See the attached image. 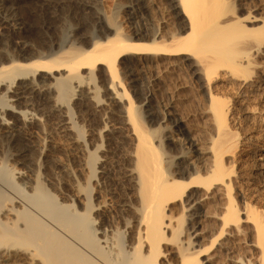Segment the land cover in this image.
I'll return each instance as SVG.
<instances>
[{
    "label": "bare ground",
    "instance_id": "bare-ground-1",
    "mask_svg": "<svg viewBox=\"0 0 264 264\" xmlns=\"http://www.w3.org/2000/svg\"><path fill=\"white\" fill-rule=\"evenodd\" d=\"M23 1L0 0V135L22 155L31 147V139L22 132L37 119V114L17 105L28 102L56 115L64 136L83 156V166L89 168V185L95 180L102 188L115 171L119 173L127 213L123 230L119 229L109 224L104 207H98L104 208L101 219L92 215L97 207L86 193V203H80L78 208L77 204L57 201L39 180L28 185V192L19 182L24 179L21 171L0 163V264H201L194 254H187L179 246L169 247V237H165L175 219L166 217L165 210L177 201L182 202V212L189 211L188 218L194 225L208 219L216 223L212 230H206L209 225H202V231L193 230L184 243L189 245L192 236L196 242L210 238L218 250L230 251L249 240V248L258 252L256 260L241 258L243 261L234 263L264 264V209L260 206L262 211L256 212V202L252 205V201L259 203L264 198V5L251 0H168L177 19L169 43L158 40L159 29L151 31L149 23L128 33L122 25L115 30L107 26L103 15L82 24L93 28L89 30L91 35L73 34L60 42L37 36L30 25L27 27L20 12ZM61 1L53 5L59 6ZM71 1L75 11L86 10L90 3ZM147 3L130 0L128 7L133 16L129 13V18L139 16ZM19 34L37 39L49 49L36 52L28 46L21 47L20 59L11 51V42ZM83 40L85 48L80 44ZM129 54L139 58L150 54L178 56L177 61L188 64L209 91L212 135L205 134L206 139L189 136L188 146L177 152L176 145L177 153L162 159L166 153L160 151L162 144L154 146L152 142L155 130L142 126L141 109L123 86L119 66ZM137 67L125 69L134 77L132 83L145 77L144 68ZM97 71L106 84L103 99L94 84ZM217 89L227 95L214 94ZM74 99L79 114L101 115L115 125L106 121L103 127L92 129L87 143L73 117ZM234 127L244 130L243 134ZM174 132L182 133V129ZM178 136L169 134L165 140L171 146L180 140ZM114 145H128L121 160L113 161L111 157ZM157 148L161 156L155 154ZM99 150L103 154L99 155ZM244 152L249 162L239 166L237 158ZM164 163H169L166 173ZM212 205L215 212L203 210ZM123 232L126 243H122ZM216 252L207 255L205 264H212Z\"/></svg>",
    "mask_w": 264,
    "mask_h": 264
},
{
    "label": "rangeland",
    "instance_id": "rangeland-1",
    "mask_svg": "<svg viewBox=\"0 0 264 264\" xmlns=\"http://www.w3.org/2000/svg\"><path fill=\"white\" fill-rule=\"evenodd\" d=\"M57 1L60 0H52L46 3L36 2L34 0L23 1V7H21L20 9L21 15L27 20L26 23L28 24L27 27H29L30 25L35 35L46 36L49 40L53 39V41H58L59 39L60 42L62 41V39H66L67 37L73 34L83 33V35L84 34L91 35L92 33L91 31H93L92 30L93 28L91 27L90 29V27L89 28L84 27V25L82 24H84L85 21H91L93 19L96 20L98 19L97 16L103 15L106 23L108 24L107 26L115 30L117 26L119 27V25L120 26L122 25L124 30L128 33H132V29L134 31L137 27L138 28L144 27L146 23H149V25H151L150 27L153 28L151 31H156V30L158 31L159 29V34H158L159 36L157 39L158 40L163 39L162 41L166 40L165 42L169 43V37H170L169 34L172 31L171 29H173L174 25H176L177 22L175 15L173 14L171 8L169 7L168 0H145L146 3L148 2L147 8L141 10L142 12L139 11L138 13L139 16H136L134 19H130L129 18L130 16H128L130 11H132L131 7L130 6L128 7L130 0H87L88 3L90 2L92 5L89 3V6L86 7L87 9L83 11L82 10L75 11V9L77 8L71 6L70 3L72 2L71 0H63L61 1L62 4L55 7L53 3H56ZM251 1H253L254 3H260L264 5V0H251ZM131 14L132 12L130 13V15ZM111 18L113 19L111 20ZM132 20H135V22L134 23L130 22ZM47 27H49L50 30ZM70 29L73 30L71 31ZM38 41L39 40L37 39L35 40L31 38L30 39L24 38L22 35L19 34L16 36V38H14L13 42H11L12 45L10 44L12 49L11 51L12 53L14 52L13 54L15 56H18L21 59L23 54L20 50L21 47L28 46V49H32L36 52L41 50L44 52V50L47 51L49 49V46L43 45ZM82 43L83 45L81 46L85 48L86 42H84L83 40L80 44ZM18 44H20L21 46H19ZM151 55L152 54L145 55L144 57L139 58L135 55L129 54L125 57L124 63L120 65L119 68L122 70V72H120V75L122 80L124 81L123 83H125L123 86L128 88L127 89L128 91L130 90V93L133 96L134 100L136 99L135 104H137V108L139 105L138 109L139 110L141 109L140 112L142 118V126L144 125L143 127L146 130H150L152 132H154L155 130V133H153L152 142L155 143V144L153 143L154 146H157L156 144L157 143L159 144V142L160 144H162L163 147L161 146L162 149L160 148V151H162V153L164 152L166 153L162 154V157L165 158L162 157L161 158L166 160V158L168 159V155L173 156V154L175 155L177 152H180L179 151L180 149L188 146L187 143L189 141V138L192 137L193 135H195V137L200 136L199 138L203 137L204 139L212 135L211 132L214 131V127L212 125V122L210 121L211 118H209L210 117V115L208 114L209 104H207L209 103L208 102L209 91L206 88L202 87L201 82L197 79L192 69L189 66H187L188 64L182 65V63H180L181 61L179 60H178L179 62L177 61V59H180L177 58L178 56H170V55L156 56L155 54H153L152 56ZM172 59L174 61H172ZM175 61L179 64L175 66H171L173 64L170 63ZM131 65L136 67L138 66L137 69L139 68V70H142L144 68L142 72L145 77H143L142 80L135 82L137 85L139 84L138 86L135 83L131 82V79L134 81V77L133 78L130 77L128 75L130 73L126 71L127 70L126 68H128ZM123 70L125 72V78L123 77L124 76ZM96 74H97L96 78L98 80L96 79L94 84L97 86L98 93L100 91V93L98 94V96H100L99 98L103 99L106 94L105 91L106 87L104 86L106 84L105 82H102L99 79L101 73L97 71ZM76 93L78 94L77 91ZM213 93L219 95L220 97H223L222 95H227L226 92H224V90L222 89L214 90ZM150 94L152 95L148 98V95ZM142 97L146 99L144 100ZM72 101H71L72 104L71 106H73L74 108L73 109L74 120L75 122L78 123L76 124L79 125L80 127V133L82 132L85 141L87 143L91 141L90 133L92 132V129L94 131V129L97 127L98 128L103 127L106 121L108 124H112V125L114 124V121L112 120L110 122L108 120H103L101 115L93 116L88 113L79 114L78 109L74 107L75 104L73 105V103L77 102V99H74L73 102ZM27 103L28 102L19 103L17 107L20 108L21 110L22 109L30 110L33 113L37 114L36 115L37 119L32 121L29 124V126L26 129H24L22 132V134L25 135V137H27L28 140L31 139L30 140L31 147L28 151H25L24 154L21 155L18 148H16L13 144H9L7 140L0 135V163L1 164L4 163V165H6V167H8L9 169L13 167L12 170L14 171H21L24 179L17 181L21 182L23 187L26 186L24 188L28 192L30 191L28 185L35 184V181L39 180L54 195V197L57 198V201L61 203L64 202V204L74 203L75 205L77 204L75 207L78 206V208L79 206L81 207L82 205L80 203H86L85 196L87 194L86 197H89L91 200L90 202L97 207V208L95 207L93 208L94 210L92 212V215L96 218L101 219L100 215L102 213V210H104L105 208L108 216L107 219L109 220V222H111L109 224L114 226L116 225L115 227L122 229L123 218L124 216H126L127 211L124 209L122 203L123 187H121L122 182L120 181V178L118 176L119 173L115 171L114 173L115 176L113 175V177L107 179V181L105 182L106 185L104 184L105 186L103 185L102 188L99 187L97 181L95 180H92L91 181L92 183H90L89 185V180L91 176L89 168L88 167L85 168V166H83L84 165L83 156H81L78 153V150L75 148V146H73L70 143L69 139L66 136H64L59 118L54 114H49V112L47 113V111L46 110L44 111L41 107L38 108L32 106L31 104L29 105ZM169 110L171 111V114H169ZM6 117L8 120L11 119V116L9 115H7ZM102 120L104 123L102 122ZM19 123L21 122L19 121ZM178 129H182V133L174 132L175 130ZM234 129L238 130V132H240L241 134H243L244 132V130L240 128L237 129V127H234ZM169 134L172 135L176 134V136L179 135L178 137H180V140L178 138V140L175 141V144L171 143V146L168 145L165 138ZM205 134L207 135V137ZM156 138H158V140ZM118 146L119 147L116 146L117 147L116 148L114 145V149H115V152L113 154L114 156L111 154L112 155L111 157H114L113 161L121 160V157L124 155V152L128 148V145L126 146L118 145ZM175 146L178 149L174 148ZM90 147L91 146H89V148ZM174 149L175 151L177 149V152H174ZM92 150L94 151V149ZM157 151L159 152L158 148L156 149V151H154L155 154L161 156V152L157 153ZM98 154L99 155L103 154V150L102 151L99 150ZM237 159L238 161H240L239 166L249 162L247 152L242 153ZM167 165H169V163H167L166 165L164 163L163 166L165 173L167 172L169 167V166L167 167ZM15 174L19 175L17 173ZM80 185L83 186L80 187ZM88 187L89 189L86 190ZM82 188H84V190ZM114 191L116 192L115 193L116 195L114 194ZM233 193L234 195H237L234 191ZM262 199L259 200V203L258 200L252 201V205L253 202L254 203L256 202L255 203L256 207H254L253 205L255 210L258 209L259 211H262V209H264V206H262L264 205L263 204L264 198ZM181 203H182L181 201H177L171 205L172 207L170 208V210H173V212L172 211L170 212V210H168L169 207L167 208V210H165V212H167L165 213V215L166 214L168 215L166 217L172 219L175 218L172 221L173 223L171 225L173 228L170 227V230L167 231L165 234V237H169L170 240L169 242L171 245H169V247L177 248V246H179L178 248L184 249L187 254H194L197 261L198 262L201 261L200 262L201 264H205L207 255L210 256L212 253H215L216 250H217L216 253L218 254L213 259L212 264L215 263L235 264L234 260H238V259L242 260L241 258H243L244 261H247L249 257L250 259H252V260L249 259V261L253 262L256 260V255L258 256L257 254L258 252H256V250L253 251L251 250V248H249L247 244L249 243V240H245L244 243H240L232 247L230 251H225L220 249L218 250L217 244L215 243L216 245H213L212 239L210 238H208L210 240L207 239L200 242H196L195 238H193V236L192 237L190 236L191 237L190 244L187 245L186 243H184L185 239L187 240L186 236L189 237V235L193 230L197 229L196 231H200L201 229L202 231L203 229L201 228L203 227L202 225H204V228L205 225L206 227L209 225L210 227L208 226L209 228H206V230H212L215 227L214 225H216V223L208 219L209 222L208 220H206L204 221L205 223L201 222L200 224L197 223L194 225L193 222L190 221V219L188 218L189 211L185 210L182 212L183 208ZM99 206H101V208L102 207L104 208L102 210H99L98 209ZM260 206L263 208L261 209ZM208 207L209 209H203V210L204 211L210 210L208 212L216 211L215 206L212 205ZM257 207H259L260 209ZM122 208L124 209V211ZM176 209L179 211V213ZM258 210H256V212ZM121 239H122V243L127 242V236L125 232L122 233ZM250 250L253 254L250 252Z\"/></svg>",
    "mask_w": 264,
    "mask_h": 264
}]
</instances>
